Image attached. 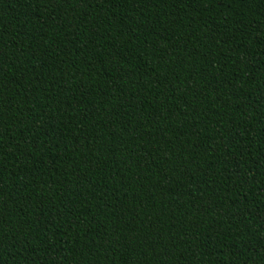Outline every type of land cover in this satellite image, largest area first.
I'll list each match as a JSON object with an SVG mask.
<instances>
[{"label": "trees", "instance_id": "1", "mask_svg": "<svg viewBox=\"0 0 264 264\" xmlns=\"http://www.w3.org/2000/svg\"><path fill=\"white\" fill-rule=\"evenodd\" d=\"M0 264H264V0H0Z\"/></svg>", "mask_w": 264, "mask_h": 264}]
</instances>
